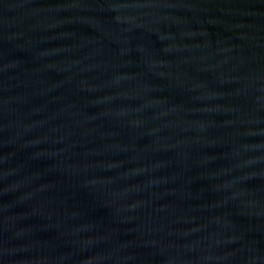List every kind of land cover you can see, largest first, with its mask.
<instances>
[{
  "label": "water",
  "instance_id": "water-1",
  "mask_svg": "<svg viewBox=\"0 0 264 264\" xmlns=\"http://www.w3.org/2000/svg\"><path fill=\"white\" fill-rule=\"evenodd\" d=\"M0 264H264V0H0Z\"/></svg>",
  "mask_w": 264,
  "mask_h": 264
}]
</instances>
